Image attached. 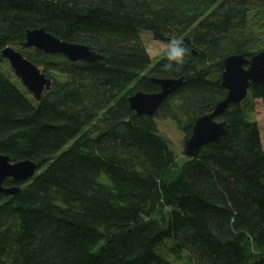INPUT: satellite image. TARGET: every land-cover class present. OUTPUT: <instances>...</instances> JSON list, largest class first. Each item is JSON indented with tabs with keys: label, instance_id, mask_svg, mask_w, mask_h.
<instances>
[{
	"label": "trees",
	"instance_id": "obj_1",
	"mask_svg": "<svg viewBox=\"0 0 264 264\" xmlns=\"http://www.w3.org/2000/svg\"><path fill=\"white\" fill-rule=\"evenodd\" d=\"M40 28L102 59L23 48L25 32ZM142 32L182 38L184 66L164 71ZM6 47L51 80L39 103L1 57ZM261 51L264 0H0V155L38 167L20 194L0 193V264H171L184 254L187 264H264V146L253 113L260 102L264 122V84L219 118L222 141L182 165L155 121L170 120L185 142L226 97L222 61ZM151 79L182 83L153 117L137 116L128 98L157 93Z\"/></svg>",
	"mask_w": 264,
	"mask_h": 264
},
{
	"label": "water",
	"instance_id": "obj_2",
	"mask_svg": "<svg viewBox=\"0 0 264 264\" xmlns=\"http://www.w3.org/2000/svg\"><path fill=\"white\" fill-rule=\"evenodd\" d=\"M23 48H34L49 55L64 56L70 62L92 63L102 59L88 47L79 44L63 42L46 32L44 28L27 30ZM21 86L32 95L37 103L43 93H49L52 82L46 78L41 68H38L12 47L1 51ZM159 87L154 94L137 92L128 98L131 111L137 116L153 117L164 99L174 92L182 83V79H151ZM264 84V51L248 56L245 53L226 57L222 61L220 85L226 90L224 100L217 103L212 111L195 120L190 137L185 140L183 152L186 157L194 158L203 146L222 141L228 133L225 121L219 118L230 105L243 101L251 86ZM37 165L31 161L11 163L8 157L0 155V193L4 196L20 194L19 184L32 178L37 173ZM9 180L12 187L5 188L3 184Z\"/></svg>",
	"mask_w": 264,
	"mask_h": 264
},
{
	"label": "rangeland",
	"instance_id": "obj_3",
	"mask_svg": "<svg viewBox=\"0 0 264 264\" xmlns=\"http://www.w3.org/2000/svg\"><path fill=\"white\" fill-rule=\"evenodd\" d=\"M141 39L152 61H157L158 59L164 56V52L167 48L168 43L156 42L152 40L151 35L146 32H142ZM179 39L182 41V38ZM16 82L20 83L19 80H16ZM253 113H254V118L257 121L259 128L261 130L260 135H261L262 144L264 146V122H263L262 107L260 102L258 101L255 102ZM155 121L159 132L162 134L164 138H166L170 149L176 155L179 165H182L187 159L183 152L184 140L182 133L176 128V126L170 120H155ZM165 245L169 247L171 245V241L166 240ZM168 260L172 261L171 264H187L186 254L183 255L181 261H174L172 258H169Z\"/></svg>",
	"mask_w": 264,
	"mask_h": 264
},
{
	"label": "clouds",
	"instance_id": "obj_4",
	"mask_svg": "<svg viewBox=\"0 0 264 264\" xmlns=\"http://www.w3.org/2000/svg\"><path fill=\"white\" fill-rule=\"evenodd\" d=\"M187 53L188 49L183 41L178 38L171 39L164 52L163 58L166 63L162 65V69L166 72L179 71L184 66Z\"/></svg>",
	"mask_w": 264,
	"mask_h": 264
}]
</instances>
